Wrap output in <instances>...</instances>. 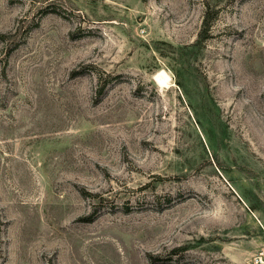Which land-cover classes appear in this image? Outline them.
<instances>
[{"label":"rangeland","instance_id":"obj_1","mask_svg":"<svg viewBox=\"0 0 264 264\" xmlns=\"http://www.w3.org/2000/svg\"><path fill=\"white\" fill-rule=\"evenodd\" d=\"M261 261L264 0H0V264Z\"/></svg>","mask_w":264,"mask_h":264},{"label":"trees","instance_id":"obj_2","mask_svg":"<svg viewBox=\"0 0 264 264\" xmlns=\"http://www.w3.org/2000/svg\"><path fill=\"white\" fill-rule=\"evenodd\" d=\"M217 11L214 7H211L207 2L205 4V10L202 18L201 29L198 33V41H204L209 37L211 25L216 17Z\"/></svg>","mask_w":264,"mask_h":264},{"label":"bare ground","instance_id":"obj_3","mask_svg":"<svg viewBox=\"0 0 264 264\" xmlns=\"http://www.w3.org/2000/svg\"><path fill=\"white\" fill-rule=\"evenodd\" d=\"M153 77L155 81L162 87L167 86L170 82V77L164 70H159L154 74Z\"/></svg>","mask_w":264,"mask_h":264},{"label":"built area","instance_id":"obj_4","mask_svg":"<svg viewBox=\"0 0 264 264\" xmlns=\"http://www.w3.org/2000/svg\"><path fill=\"white\" fill-rule=\"evenodd\" d=\"M262 264H264V262L261 261Z\"/></svg>","mask_w":264,"mask_h":264}]
</instances>
